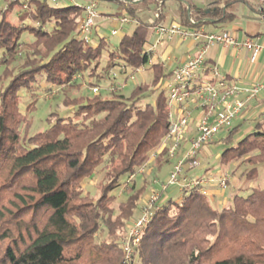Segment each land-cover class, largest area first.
Listing matches in <instances>:
<instances>
[{
  "label": "trees",
  "instance_id": "16d2710c",
  "mask_svg": "<svg viewBox=\"0 0 264 264\" xmlns=\"http://www.w3.org/2000/svg\"><path fill=\"white\" fill-rule=\"evenodd\" d=\"M118 1L139 21L112 46L106 38L81 36L83 7L0 0V264H264V187H248L219 207L202 184H185L166 198L126 259L123 241L137 212L158 190L154 178L172 166L162 145L170 126L164 87L171 70L164 61L149 64L146 53L164 4L149 23L135 5ZM193 8L180 7L181 26L204 23L206 9L197 7L193 19ZM212 13L221 17L223 9ZM143 68L151 77L123 93L117 74L127 82ZM42 74L46 87L35 84ZM79 80L102 88L74 94ZM52 86L70 110L51 111L48 126L30 133L23 91L32 95L28 111H34ZM240 130L233 126L220 138L229 145L220 162L241 170L238 181L252 182L256 165L264 164V111L235 141ZM156 150L152 178L140 169ZM90 178L98 180L96 193L85 189Z\"/></svg>",
  "mask_w": 264,
  "mask_h": 264
},
{
  "label": "built area",
  "instance_id": "2783aa9c",
  "mask_svg": "<svg viewBox=\"0 0 264 264\" xmlns=\"http://www.w3.org/2000/svg\"><path fill=\"white\" fill-rule=\"evenodd\" d=\"M50 1L56 4L67 3L83 7L84 14L79 21L80 34L88 42L94 40L93 31L96 18L99 16L97 0H88L85 4L77 0ZM258 5L261 20L264 22V0H258ZM155 16L157 19L159 13L156 12ZM120 21L122 23H138V19L130 15H123ZM153 28L157 38L146 49L150 59L149 64L155 60H165L162 55L157 53V47L176 36L182 39H193L198 42V49L196 54L189 55L185 61L174 65L171 69V76L165 82L170 126L162 145L168 148L169 158L175 159L176 162L171 168L168 180L160 184V190L156 195L153 193V196L150 197L148 205L143 207L142 215L134 221L123 241L127 260L132 258V252L140 241L142 227L149 221L152 212L161 205L160 197H158L160 192L167 191L170 186L183 187L186 183L183 175L199 163L203 148L215 141L220 132L228 131L233 127L247 104L257 99L259 94L264 91V79L251 86L242 87L237 82L230 81L226 75L219 71L217 66L208 67L207 65V53L214 44L247 49L251 53V60L255 61L260 54L264 53L263 43H258L251 38L239 40L227 31H207L203 26L183 27L179 23L165 25L162 21H158L153 25ZM118 33L119 29L111 30V35ZM98 37L106 38L101 34ZM208 70L211 71V77L205 76ZM99 88L100 86L95 85L91 87V90L98 93ZM49 94H52L53 97L56 94V88H52ZM184 140L187 141V146L183 145ZM158 153L159 150L154 151L151 157L155 159ZM144 169L145 166L140 170L144 171ZM206 180H214L212 174L209 179L189 180L186 184L199 185ZM228 182L229 174L219 173L218 187L225 190Z\"/></svg>",
  "mask_w": 264,
  "mask_h": 264
},
{
  "label": "crops",
  "instance_id": "0c3cea01",
  "mask_svg": "<svg viewBox=\"0 0 264 264\" xmlns=\"http://www.w3.org/2000/svg\"><path fill=\"white\" fill-rule=\"evenodd\" d=\"M97 1V8L101 4L107 6V8H110L111 3L116 4L117 7L114 10L108 9L107 12L99 11L98 21H96L93 31L94 38H97L100 34V27L98 23L100 20V22L116 20L118 26L113 29H119V32H130L138 24L133 22L122 23L120 21L123 15L129 14L125 11L124 6L118 0ZM122 1L130 6L135 5L138 8V14L141 16V18L149 23H152L156 20L155 10L158 4H164V11L161 21L165 25L174 23L180 24V7L183 5L194 6L193 19L199 16L198 12L196 11L197 7H202L206 9V16L202 19L204 23L201 25L205 28V30L212 32L227 31L233 34L239 40L251 38L258 43L260 42L264 44V22L260 17L258 0H149L148 2H141L142 0ZM87 2L88 0H84L82 4ZM216 7L223 9V13L220 15L221 17L214 16L212 13L213 9ZM154 24L155 23H152L149 31V45L153 44L157 38V34L154 32L153 28ZM197 46L198 42L194 41L193 39H182L176 36L172 40L165 41L164 44L157 47V53L163 56L165 59L164 62L171 60V55H176L172 65L173 68L174 65L185 61L189 55L196 54L198 49ZM250 55L251 53L247 49H236L233 46H223L219 45L218 43L212 45L209 48L207 53V65L208 67L217 66L219 71L226 75L230 81H235L240 86L247 87L259 81L261 82V80L264 79V53L260 54L258 59L255 61L251 60ZM205 76L211 77V71L208 70L205 73ZM263 98L264 91L259 94L257 99L252 100L247 104L235 122L234 126L240 125L242 128L244 124L248 122L250 124L247 126L244 133L249 131L252 128V124H254L255 120L259 117L260 113L264 111V104L262 103ZM167 173L168 172L166 171H162L161 176L166 178ZM219 173L214 176V180H206L202 185L209 190L212 199L216 200L217 198V201H215L217 202V205L225 206L229 200L225 198L223 190L219 189L217 180H215L218 178ZM210 176L208 173H206V175L198 174L196 177H190V180L196 181L197 179H209ZM240 182L241 181H238V183ZM208 185H210V187ZM249 187L252 186L249 185Z\"/></svg>",
  "mask_w": 264,
  "mask_h": 264
},
{
  "label": "rangeland",
  "instance_id": "374dc122",
  "mask_svg": "<svg viewBox=\"0 0 264 264\" xmlns=\"http://www.w3.org/2000/svg\"><path fill=\"white\" fill-rule=\"evenodd\" d=\"M77 1L82 3L84 0H77ZM110 6H111L110 8L109 7L107 8V6L101 4L98 7V11L107 12L108 9L114 10L117 7L116 4H114V3L113 4L111 3ZM98 17L96 18V21H98ZM100 21L98 22L99 27H100V34L105 36L106 39L112 43L111 44L112 46H116L119 43L123 34H125V32H129V31H123V32L120 31L119 34H117V35H111V30L118 26V23L116 22V20H112V21L107 20L106 22H100ZM25 38L28 40H33L34 37H33V35H31L29 33H25L24 39ZM98 38H100V37L94 38V36H93V39H95V40H93V42H95L96 39H98ZM175 57H176V55H171V60H168L165 62L168 69L172 68ZM114 72H118V71L114 70ZM132 76L134 78H131ZM150 77H151L150 70L143 68L141 71H137V72L132 73L130 75V79L127 82H125L124 78H122V76H120L119 74H117L115 81L121 82L123 80L122 81L123 87L121 88V91L123 93L127 94L132 90V88L137 83L144 81V80H147ZM42 79H43V74L39 78V81L36 82L35 84L36 85L41 84L42 87H46L47 84L45 82H43ZM79 82L81 83V87L79 90L74 91L73 92L74 94L75 93L78 94L80 92L82 93V91L85 94L94 93L91 90V86L86 84V82L84 80H79ZM52 88H54V86H52ZM101 88H102V86H100L99 89L101 90ZM49 93H50V91L48 90V92H45L43 94V96L40 98V100L38 102L37 110L28 111L33 106V98H32V95L29 94V92L27 90L23 91L24 96H23L21 109H22L23 113H28L29 117H31V119L33 121L30 133L37 132L38 130H41V129H45L48 126L47 116L51 111L58 110L62 114H66L67 110H70L69 108H67L62 103L60 96L58 95L59 92L55 95L57 97L54 96L53 98H52V94H49ZM249 124L250 123H248V122L246 124H244V126L241 128L239 133L235 136V139H236L235 141H237V138H239L241 135L244 134V132H245L247 126H249ZM226 135H227V131H222V133L220 132L218 134L217 138L215 139V141H217V142L210 143V144L206 145L202 150L201 157L199 159V163L192 170H190L188 173L184 174L183 178H185L186 183H187V181L190 180V177H196V175H198V174L199 175H206V173H208V175L210 176V174L212 173L213 174L212 178H214V176L217 175L219 172H220V174L223 172L224 173L226 172L229 174V182L230 183L225 190L220 189V188L219 189L223 190L226 199L231 200V197L233 194L238 193V192H241V193L246 192L248 190L249 185L252 187H264V164L261 163V164L256 165L258 167V171H259V175H258L257 180L252 181V182H245L244 180H242L240 183H238L237 178H238V175L240 174L241 170H239L236 173H233V170L236 167L235 165L228 166L229 168H226V169H223L221 166L220 155L229 145L225 141L220 140V138L222 139V137H225ZM183 145L187 146V141L184 140ZM153 160H154V158L151 157L150 160L145 164V169H144V170L148 171V173H151L150 176L152 178H154L155 174H157V173H155L157 170L156 166L154 163H152ZM175 162H176L175 159H171L172 166L168 165V167L166 166L164 168L163 171L168 172L166 174V179L169 178L167 176L170 175V173L172 171L171 167H173V164H175ZM169 168L171 170H169ZM161 173L162 172L158 173L160 175L159 177L157 176L156 178H154L155 179V185L158 187V190H155V191L153 190L151 192V194L149 196H146L147 198H145L143 200V203H142L143 206L137 212V219L142 215L143 207L145 205H148V202L150 201V197L153 196V193L156 195L157 192L159 191L160 184L167 181V180L163 181V177L161 176ZM164 179H165V177H164ZM215 180H217V179H215ZM97 182H98L97 178L87 179L86 182L84 183L85 189H89L93 193H96L97 192V187H96ZM208 186L210 187V185H208ZM179 189H181L180 186H178V187L170 186V187H168L167 191L160 192V196H158V197H160L159 201L161 202V204L165 201L166 198H168L170 196V194L177 193L179 191ZM212 201H213L214 205H217V202H215V201H217V198H216V200L213 199ZM217 206L221 207L220 205H217Z\"/></svg>",
  "mask_w": 264,
  "mask_h": 264
}]
</instances>
